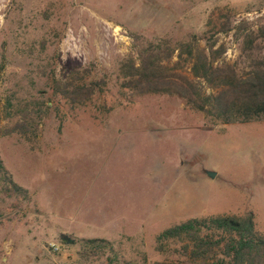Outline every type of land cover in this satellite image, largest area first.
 Here are the masks:
<instances>
[{
    "label": "rangeland",
    "instance_id": "rangeland-1",
    "mask_svg": "<svg viewBox=\"0 0 264 264\" xmlns=\"http://www.w3.org/2000/svg\"><path fill=\"white\" fill-rule=\"evenodd\" d=\"M191 34L215 66L243 74L244 51L264 49V0H0V130L17 118L9 97L49 105L35 142L0 138L30 194L0 192V264H109L108 254L81 261L60 233L108 240L118 264H150L167 257L161 231L220 213L252 212L264 233V117L222 123L176 95L120 87L119 63L138 42ZM76 70L107 81L85 104L54 88Z\"/></svg>",
    "mask_w": 264,
    "mask_h": 264
},
{
    "label": "trees",
    "instance_id": "trees-1",
    "mask_svg": "<svg viewBox=\"0 0 264 264\" xmlns=\"http://www.w3.org/2000/svg\"><path fill=\"white\" fill-rule=\"evenodd\" d=\"M247 41L252 43L254 37L250 35ZM136 47L137 56L124 57L118 67L120 87L132 95H176L190 108L222 123L264 117V49L251 46L248 52L244 51L250 64L241 74L229 63L215 66L214 58L200 48L196 34L180 40L156 37L138 42ZM174 57L177 60L171 67ZM183 65H189V73L177 68ZM80 73L76 70L65 79H54L56 93L72 104L91 101L107 83L103 77L88 79ZM48 107L36 97L20 101L16 98V102L9 97L6 109L10 117L17 118L0 130V138L17 133L35 142ZM0 189L11 197L30 195L27 188L14 180L1 157ZM59 244L75 249V256L81 261L108 254L109 264H118L112 244L104 238H77L60 233ZM156 250L167 257L150 264H264V233L258 229L252 212L191 217L161 231L156 236Z\"/></svg>",
    "mask_w": 264,
    "mask_h": 264
},
{
    "label": "water",
    "instance_id": "water-1",
    "mask_svg": "<svg viewBox=\"0 0 264 264\" xmlns=\"http://www.w3.org/2000/svg\"><path fill=\"white\" fill-rule=\"evenodd\" d=\"M206 173L210 178H215V176L217 175V172L213 170H206Z\"/></svg>",
    "mask_w": 264,
    "mask_h": 264
}]
</instances>
